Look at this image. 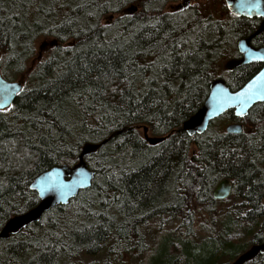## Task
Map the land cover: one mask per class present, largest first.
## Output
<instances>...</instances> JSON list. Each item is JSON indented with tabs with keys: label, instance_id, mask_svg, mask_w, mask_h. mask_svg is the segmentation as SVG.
Wrapping results in <instances>:
<instances>
[{
	"label": "trees",
	"instance_id": "16d2710c",
	"mask_svg": "<svg viewBox=\"0 0 264 264\" xmlns=\"http://www.w3.org/2000/svg\"><path fill=\"white\" fill-rule=\"evenodd\" d=\"M122 1L140 7L122 14ZM121 2L0 0L1 71L27 76L11 109L0 110V229L38 202L29 188L35 176L74 164L85 141L112 135L85 157L94 177L69 201L72 210L52 207L0 238V264H84L81 257L103 250L111 259L104 264H114L132 249L142 264H230L264 241V101L242 119L225 112L203 134L181 129L213 79L236 90L258 71V62L232 72L224 64L259 19ZM106 13L117 14L114 24L101 22ZM47 37L56 46L37 59L35 42ZM255 40L264 46V30ZM221 119L242 131L225 132ZM143 126L164 140L147 143ZM222 178L233 183L229 208L211 194ZM193 207L211 214L215 233L199 238L183 224L161 225ZM147 224L148 248L140 231ZM244 264H264V254Z\"/></svg>",
	"mask_w": 264,
	"mask_h": 264
},
{
	"label": "water",
	"instance_id": "95a60500",
	"mask_svg": "<svg viewBox=\"0 0 264 264\" xmlns=\"http://www.w3.org/2000/svg\"><path fill=\"white\" fill-rule=\"evenodd\" d=\"M225 2L229 12L234 16L262 18L253 33L238 40L237 47L241 56L227 60L225 68L232 70L237 66L256 61L263 65L257 73L234 91L229 89L224 78L216 77L213 79L202 104L181 125V129L189 136L204 133L210 121L226 111L232 110L236 117L243 118L254 104L264 101V59L258 58L264 56V49L254 48L249 43L253 36L264 30V0H260L258 8L251 10L247 6H240L241 0H225ZM249 2L250 0H245V5ZM130 7L135 9L134 6ZM20 89H23L22 80H8L0 72V98L10 92L9 102L12 104L21 92ZM238 113L244 114L238 115ZM241 131L242 124L240 122L229 123L225 126L227 133L237 134ZM120 132L121 130H118L114 134ZM111 136L100 142L85 141L74 164L54 165L35 176L30 182L29 188L36 192L38 202L26 211L11 216L0 229V238L7 239L27 225L38 222L46 211L55 206L67 205L80 190L90 187L94 171L89 168L85 157L95 153ZM143 137L151 145L157 144L165 138L164 136L149 135L146 126H143ZM230 190L231 183L227 178H224L216 185L212 195L214 198H226L229 196ZM260 254H264V241L250 245L230 264H244Z\"/></svg>",
	"mask_w": 264,
	"mask_h": 264
},
{
	"label": "rangeland",
	"instance_id": "374dc122",
	"mask_svg": "<svg viewBox=\"0 0 264 264\" xmlns=\"http://www.w3.org/2000/svg\"><path fill=\"white\" fill-rule=\"evenodd\" d=\"M2 1V0H1ZM119 2H121V0H118ZM130 2H121V5L119 8L121 9H125L127 7H129ZM118 5V2L117 4ZM152 6H156L153 3H151L149 5V8H151ZM200 10L202 13H213L215 15L221 16L224 14L223 10L221 9V7L219 5H203L200 4ZM113 15L110 18V15ZM116 13H106L102 19L101 22L105 25H112L115 22V18H113L114 16H116ZM51 37H47V38H40L35 42V48H34V56H38L36 57L37 59L43 60L44 58L47 57V52L41 51L40 49V43L43 39H50ZM0 60H1V55H0ZM33 64L34 60L32 61ZM33 66H30V69H32ZM2 67H0V72L2 73V75L8 79L11 80L13 79V75H4L3 72L1 71ZM20 78H23V87L25 88V78H27V76L25 74H18L16 77H14V80H22ZM226 119H221L222 121V128L225 129V126L227 125V123H229L230 121H224ZM149 134V133H148ZM152 135V133H150ZM149 134V135H150ZM235 203V200L232 197H229L225 202H222L219 204L220 207L223 208H229L230 206H232ZM67 211H71V205L67 204L66 205ZM187 213L185 215H182V212H179V214L174 215V217L170 218L169 216H163V225L166 228H177L179 227L181 224H183V226L186 229H190L191 233L195 236V237H204L206 235H208V233H215V231L217 230L216 228L214 229L215 226V220L214 218L211 216V214L207 213L205 210L199 208V207H193L192 209L190 208H186ZM148 225V224H147ZM151 227L150 225L148 226H143L141 227L140 231L142 234H144V240L143 243L147 244V248L149 246V243L151 244V233L147 232V229ZM213 227V229H212ZM140 228V226H139ZM210 228L213 230H210ZM141 254L138 255L137 251L135 249H132L130 253H125L123 254V256L120 258V260H118V262H115L114 264H142V259H141ZM81 260L83 261L84 264H104V261H108V263L111 262L110 256H107V252L106 251H102L101 253H99L98 255H94V256H83L81 257Z\"/></svg>",
	"mask_w": 264,
	"mask_h": 264
},
{
	"label": "flooded vegetation",
	"instance_id": "af4514ba",
	"mask_svg": "<svg viewBox=\"0 0 264 264\" xmlns=\"http://www.w3.org/2000/svg\"><path fill=\"white\" fill-rule=\"evenodd\" d=\"M149 3V5L151 4V3H153L154 5H156V6H152L151 7V9H157V10H160V11H163L164 13L165 12H168V13H172V14H185V13H187V12H190V11H201L200 10V4H203V5H212V4H214V5H219L220 7H221V9L223 10V12L224 13H230L229 12V10H228V8H227V6H226V2H225V0H186V3L184 4V5H182L180 2H178V0H147ZM130 6H134L135 7V9H133V8H131ZM184 7L185 8V10L184 11H181L180 9H181V7ZM139 7H140V5H139V3L138 2H130V4H129V7H127V8H125V9H122V14H126V15H134L137 11H138V9H139ZM231 14V13H230ZM232 15V14H231ZM113 15L111 14L110 15V18L112 17ZM234 16V15H233ZM234 17H238V16H234ZM239 17H245V16H239ZM245 18H249V17H245ZM251 18H258L259 19V22H258V25H257V27L259 26V23L262 21V18L261 17H251ZM256 27V28H257ZM255 28V29H256ZM255 31V30H254ZM253 31V32H254ZM252 32V33H253ZM251 34V33H250ZM249 34V35H250ZM249 35H247V36H249ZM247 36H243V37H247ZM243 37H239L237 40H236V42H235V48H234V50H233V52H232V54L229 56V57H231V58H238V57H240L241 56V53L239 52V50H238V47H237V43H238V40L240 39V38H243ZM255 37H256V35L255 36H253L251 39H250V45L252 46V47H254V48H263L264 49V46H262L261 44H259V43H257V41L255 40ZM40 49H41V51H43V53L44 52H48V50H50L51 49V47H54V46H56V43L54 42V41H52V40H48V39H43L42 41H41V43H40ZM231 58H229V59H231ZM229 59H227V60H229ZM226 60V61H227ZM226 61H225V63H226ZM256 62H258V61H256ZM250 63H252V62H250ZM259 64H260V68L262 67V63L261 62H258ZM249 64V63H248ZM243 65H245V64H243ZM240 66H242V65H240ZM224 67H225V64H224ZM237 67H239V66H237ZM237 67H235V68H237ZM235 68H233L232 70H227L226 68V71H228V72H232ZM260 68L258 69V71L260 70ZM257 71V72H258ZM256 72V73H257ZM218 77H222V76H218ZM222 78H224V77H222ZM225 80V79H224ZM226 82V81H225ZM230 89V88H229ZM230 90H232V89H230ZM232 91H234V90H232ZM263 102V101H262ZM230 111H232V110H229V112ZM226 112H228V111H226ZM233 112V111H232ZM225 113V112H224ZM223 113V114H224ZM222 115V114H221ZM220 115V116H221ZM235 116V115H234ZM247 116V115H246ZM236 117V116H235ZM218 118V117H217ZM238 118V117H237ZM244 118V117H243ZM216 119V118H215ZM239 119H242V118H239ZM214 120V119H213ZM211 122V121H210ZM233 122H238V121H230L229 123H233ZM229 123H227V124H229ZM210 124V123H209ZM225 130V129H224ZM203 134V133H202ZM195 135V134H194ZM200 135V134H199ZM222 179H224V178H222ZM222 179H220L219 181H221ZM229 181H230V183H231V190H230V194H229V196L228 197H226V198H214L213 197V195H212V197L216 200V201H220V202H225L229 197H230V195H231V193H232V191H233V183H232V181H231V179H229V178H227ZM219 181L216 183V185L219 183ZM216 185L213 187V189H212V191H211V194H212V192H213V190H214V188L216 187Z\"/></svg>",
	"mask_w": 264,
	"mask_h": 264
},
{
	"label": "snow or ice",
	"instance_id": "6c2138e0",
	"mask_svg": "<svg viewBox=\"0 0 264 264\" xmlns=\"http://www.w3.org/2000/svg\"><path fill=\"white\" fill-rule=\"evenodd\" d=\"M178 2H180L182 5H184L186 3V0H178ZM259 3L260 0H250L249 3H247V5H245V0H241V4L240 6H247L249 8V10H251L252 8H258L259 7ZM181 11H184L185 8L182 6ZM259 59H264V56H259ZM15 90V89H13ZM21 92L24 91V89H20ZM11 95V93H6L2 98H0V110L2 111H7L10 110L12 105L9 102V96ZM257 95H259V93H257ZM244 113H238V115H243Z\"/></svg>",
	"mask_w": 264,
	"mask_h": 264
},
{
	"label": "bare ground",
	"instance_id": "6f19581e",
	"mask_svg": "<svg viewBox=\"0 0 264 264\" xmlns=\"http://www.w3.org/2000/svg\"><path fill=\"white\" fill-rule=\"evenodd\" d=\"M35 223V222H34Z\"/></svg>",
	"mask_w": 264,
	"mask_h": 264
}]
</instances>
